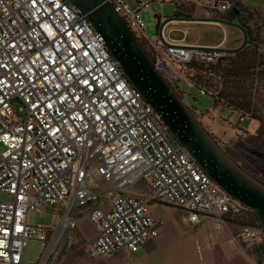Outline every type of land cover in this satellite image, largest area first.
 Here are the masks:
<instances>
[{
    "label": "built area",
    "instance_id": "2783aa9c",
    "mask_svg": "<svg viewBox=\"0 0 264 264\" xmlns=\"http://www.w3.org/2000/svg\"><path fill=\"white\" fill-rule=\"evenodd\" d=\"M105 1L181 96L178 83L185 80L216 97L200 80L201 68L232 53L145 31L141 9L179 0ZM194 1L219 11L234 5ZM169 135L77 7L66 0H0V193L9 197L0 199V264H22L28 238L45 244L40 262L60 248L59 226L74 228L83 210L96 228L85 252L96 258L132 254L156 237L163 220L152 211L155 203L179 208L193 226H221L249 209ZM49 206L60 212L55 226L28 222V210ZM232 238L261 251L257 223L242 224Z\"/></svg>",
    "mask_w": 264,
    "mask_h": 264
},
{
    "label": "rangeland",
    "instance_id": "374dc122",
    "mask_svg": "<svg viewBox=\"0 0 264 264\" xmlns=\"http://www.w3.org/2000/svg\"><path fill=\"white\" fill-rule=\"evenodd\" d=\"M128 1L134 5L132 0ZM231 1L235 4L240 1L254 3L261 0ZM175 10L191 16L189 19H176L177 21L171 22L169 20L174 19ZM228 11L212 9L194 0H179L152 2L148 8L140 10V16L146 33L150 35L157 33L159 37H163L165 34L177 41L180 39L179 42L195 45H222L226 52L232 53L231 55L245 46L247 42L245 28L249 27L253 35L258 37L257 43L263 50L264 12L256 13L253 20L241 25L238 19L229 17ZM158 18L162 19L159 23ZM210 70V74L204 75L202 72L200 78L203 83L206 82L209 90L217 93L215 100L212 96L199 91L195 85L187 84L185 80L179 81V92L187 104L203 116V124L209 126L216 135L225 140L233 137L230 143H225V151L239 164L241 163L250 174L264 182V74L258 76L252 84L257 109L255 117L258 118L255 119L250 113L241 116L238 111L226 104L219 96L222 78L219 73ZM201 115L197 114V117L200 119ZM168 137L174 146L178 145L171 135ZM141 187V183L136 184L137 189ZM0 199L7 200L9 197L0 193ZM152 211L163 220L156 237L146 242L130 257L126 256L127 252L121 250L116 258L110 255L95 259L89 258L85 252L86 244L95 237V224L88 217L86 210L76 212L77 224L66 231L52 264H260L255 257L254 262H249L243 254L236 256L231 262H226L219 255L217 248L221 246L230 252L240 246L246 252L245 249H249L250 244L257 246L252 242L236 243L231 236L242 224L256 223L257 219L250 209L243 214L229 217L226 223L221 225V230L216 229L214 222H207L206 226L197 229L193 225H187L182 219L183 211L165 203H155ZM59 214L60 212L49 206L44 210L30 209L26 216L28 222L32 224L53 227L57 224ZM228 222H232L234 227L230 228ZM262 244L261 252L264 251V239ZM209 245L216 247L215 258L209 250ZM44 251L45 244L41 240L28 238L22 251V264H38ZM83 254L88 258L82 257Z\"/></svg>",
    "mask_w": 264,
    "mask_h": 264
},
{
    "label": "water",
    "instance_id": "95a60500",
    "mask_svg": "<svg viewBox=\"0 0 264 264\" xmlns=\"http://www.w3.org/2000/svg\"><path fill=\"white\" fill-rule=\"evenodd\" d=\"M66 1L85 14L103 36L109 52L128 81L153 107L170 135L186 148L223 190L255 214L264 239V182L250 174L217 143L109 2ZM63 233L65 236L66 230Z\"/></svg>",
    "mask_w": 264,
    "mask_h": 264
},
{
    "label": "trees",
    "instance_id": "16d2710c",
    "mask_svg": "<svg viewBox=\"0 0 264 264\" xmlns=\"http://www.w3.org/2000/svg\"><path fill=\"white\" fill-rule=\"evenodd\" d=\"M190 16L189 14H181L175 10L173 18L189 19ZM245 30L247 42L242 49L236 51L233 55L225 57L213 67L201 68V71H205L204 75L210 74V69H213L215 73H219L222 78L219 96L228 106L238 111L241 116L250 113L254 116L253 118L258 119L255 117L257 109L253 98L252 84L255 79H258V76L264 74V49L262 50L259 47V43H257L258 37L253 35L249 27H246ZM212 97L215 100V97ZM256 223H258V219Z\"/></svg>",
    "mask_w": 264,
    "mask_h": 264
},
{
    "label": "crops",
    "instance_id": "0c3cea01",
    "mask_svg": "<svg viewBox=\"0 0 264 264\" xmlns=\"http://www.w3.org/2000/svg\"><path fill=\"white\" fill-rule=\"evenodd\" d=\"M169 21H171V22H174V21H177L176 19H172V20H169ZM169 21H167V22H169ZM171 39H174V41H176V42H178V43H186V42H179L180 41V39L177 41L175 38H171ZM186 44H191V43H186ZM202 45H213V44H202ZM202 118H203V116L201 115L200 116V121L203 123V121H202ZM208 130H209V132L218 140V141H220V142H222V143H230L231 142V140H232V138L231 139H228V140H225L224 138H222V137H220V136H218V135H216L214 132H213V130L212 129H210V127L209 126H207V125H205V124H203ZM237 135V133H235L234 134V136H236ZM207 222H214V221H207ZM207 222H205L204 224H202V225H198V226H195V228L197 229V228H199L200 226H206V223ZM214 224L216 225V229L217 230H221L222 228H221V226H219V225H217L215 222H214ZM228 224H230V228H233L234 227V225H233V223L232 222H228ZM231 230V229H230ZM229 230V231H230ZM231 234H232V232H230ZM232 236V235H231ZM151 240V239H150ZM206 240L208 241L209 240V234H207V237H206ZM148 242V241H147ZM237 246V245H236ZM252 246V247H251ZM199 247V246H198ZM216 247L215 246H213V245H209V250H210V252H211V254L213 255V258H215L216 257V255H215V252H216V250L214 251V249H215ZM217 248H218V253H219V255H221L222 257H223V259L224 260H226V262H231V260L232 259H234L236 256H238V255H240V254H243V255H246V257L248 258V260H249V262L250 261H257V262H259V261H261V259H264V251L263 252H261V251H258L259 250V248L256 246V247H254L252 244H250V246H249V249H245L246 250V252H244V250L239 246V247H236L234 250H232V251H230V252H227L225 249H223L221 246H217ZM261 250V249H260ZM133 254V253H132ZM132 254H127L126 253V256L127 257H130V256H132ZM83 256H85L84 254L82 255V257ZM101 257H106V256H101ZM116 257H118L117 256V253L116 254H114V258H116ZM254 257H255V260H254ZM86 258H88L87 256H85V259ZM89 258H91V257H89ZM96 258H100V257H96ZM91 259H95V258H91ZM136 263H138V262H136Z\"/></svg>",
    "mask_w": 264,
    "mask_h": 264
},
{
    "label": "flooded vegetation",
    "instance_id": "af4514ba",
    "mask_svg": "<svg viewBox=\"0 0 264 264\" xmlns=\"http://www.w3.org/2000/svg\"><path fill=\"white\" fill-rule=\"evenodd\" d=\"M263 0L260 2H246L240 1L236 2L230 9H229V17L236 18L239 20L240 23L247 22L249 20H253L256 13H261L263 11ZM237 161V160H236ZM238 162V161H237ZM241 165V163H240ZM243 167V165H241ZM246 169V168H244Z\"/></svg>",
    "mask_w": 264,
    "mask_h": 264
},
{
    "label": "bare ground",
    "instance_id": "6f19581e",
    "mask_svg": "<svg viewBox=\"0 0 264 264\" xmlns=\"http://www.w3.org/2000/svg\"><path fill=\"white\" fill-rule=\"evenodd\" d=\"M64 224H61L55 234V239L61 237V236H64ZM54 239V241H55ZM58 252V249H55V250H52V252H46L44 258L38 263V264H52L54 258H55V255L57 254ZM50 254V260H47V256Z\"/></svg>",
    "mask_w": 264,
    "mask_h": 264
}]
</instances>
